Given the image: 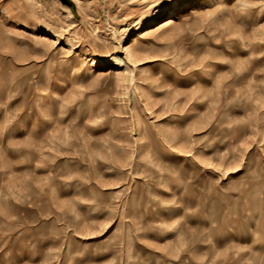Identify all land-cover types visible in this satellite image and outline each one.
Returning <instances> with one entry per match:
<instances>
[{
    "label": "rangeland",
    "instance_id": "374dc122",
    "mask_svg": "<svg viewBox=\"0 0 264 264\" xmlns=\"http://www.w3.org/2000/svg\"><path fill=\"white\" fill-rule=\"evenodd\" d=\"M263 192L264 0H0V264H264Z\"/></svg>",
    "mask_w": 264,
    "mask_h": 264
},
{
    "label": "crops",
    "instance_id": "0c3cea01",
    "mask_svg": "<svg viewBox=\"0 0 264 264\" xmlns=\"http://www.w3.org/2000/svg\"><path fill=\"white\" fill-rule=\"evenodd\" d=\"M260 195V204H250V205H243L242 207V216L243 220L238 223L239 226H242L243 228H251V229H257L258 232L260 229L264 228V192L259 193ZM239 206V205H238ZM239 208V207H238ZM241 208V207H240ZM252 220H251V219ZM47 241V236H37V235H30L28 236H21L20 237V245L24 248V246L29 247V250L32 248L35 251H38V245H44V243ZM46 244V243H45ZM204 251V258H207L208 254L210 253V245L205 247ZM199 257H202L199 255ZM194 259H197L196 256ZM189 263H180V264H205V263H199L196 261H193V259L190 260Z\"/></svg>",
    "mask_w": 264,
    "mask_h": 264
},
{
    "label": "bare ground",
    "instance_id": "6f19581e",
    "mask_svg": "<svg viewBox=\"0 0 264 264\" xmlns=\"http://www.w3.org/2000/svg\"><path fill=\"white\" fill-rule=\"evenodd\" d=\"M169 10V9H168ZM195 11V10H194ZM174 22V19H173V17L172 16H168L167 18H164L161 22H159L158 24H156L151 30L153 31V30H157V29H159V28H161V27H163V26H166V25H169V24H171V23H173ZM49 33V32H48ZM51 33V32H50ZM53 34H47V35H43L45 38H48V36H52ZM126 48H127V50H128V56H129V59H131L130 57H133V45L132 44H127V46H126ZM135 52V51H134ZM136 55V54H135ZM115 56V55H114ZM126 57V56H125ZM114 59H119V60H121V63H122V58L121 57H119L118 55H116L115 56V58H113L112 60H107L108 62H107V64L108 65H112L113 63H115L116 61H114ZM128 59V58H127ZM118 68H120L121 70H122V67L121 66H119ZM124 69V68H123ZM125 72H127L128 73V71L126 70Z\"/></svg>",
    "mask_w": 264,
    "mask_h": 264
}]
</instances>
